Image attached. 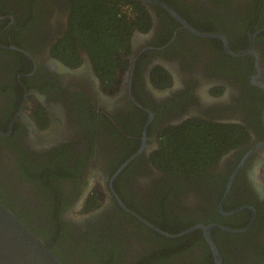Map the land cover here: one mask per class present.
<instances>
[{"label":"flooded vegetation","instance_id":"1","mask_svg":"<svg viewBox=\"0 0 264 264\" xmlns=\"http://www.w3.org/2000/svg\"><path fill=\"white\" fill-rule=\"evenodd\" d=\"M94 1L124 38L105 79L68 35L76 0H0V202L64 264H97L89 237L121 240L116 264L141 260L149 230L175 238L107 203L120 169L114 187L138 216L168 233L217 222L235 230H213L223 264H264V1ZM186 131L199 146L184 161L165 146ZM192 241L178 264L205 263Z\"/></svg>","mask_w":264,"mask_h":264},{"label":"trees","instance_id":"2","mask_svg":"<svg viewBox=\"0 0 264 264\" xmlns=\"http://www.w3.org/2000/svg\"><path fill=\"white\" fill-rule=\"evenodd\" d=\"M260 1L263 2L264 0ZM76 3L77 6H75V11L69 21L68 35L74 34L81 40L85 50L97 65V69H100V71L103 72V78L105 79L108 77V74H106V64L108 63L110 69L113 70L115 67V55L119 52V50H122L124 48V38L122 35V30L119 26L120 19L119 17H117L116 13H113L114 10H111V7H107L106 4H99L94 0H76ZM70 48V46H67L66 50ZM193 126L194 124H192V127ZM212 136L213 135L206 138V141L208 143L210 141L212 142ZM193 139L194 137L192 136L191 132H182V137H179L177 139L173 138L171 140L174 146H165L166 150L173 152L172 148L174 147L173 149L182 151V159L186 161L188 155L192 152L193 147L198 149L199 146V139L197 137L194 140ZM193 141H195V143H193ZM175 145H183V147H175ZM205 146L208 147V144H206ZM175 157L176 160L173 161V166L176 168V170L180 168L181 173L187 171L191 172L190 166H192V162H188L187 164L185 163V165H182V162H178V154L175 155ZM169 226L171 228L168 231H170V233L172 234L178 233L187 228L184 227L175 229L174 226ZM54 232L56 239H64L65 232L61 227H54ZM148 232L149 238L144 241L150 244H156L157 246L154 249H151V252H146L145 254L147 255H144L141 260L135 261V259L133 258L127 259L125 261V264H151V262L156 264L158 262L162 264H178V258L184 256L188 252L194 253L196 251L195 249L198 242L192 241L193 238H198V241L201 242V247L205 249V255L203 258L205 263L201 261V264H213L212 256L207 244L201 236L198 237L197 235H195V233L200 234V232L198 231L175 239H166L151 230H149ZM89 235H91V233ZM89 238L90 239L86 242V244H92L89 246L88 254H90L92 257H95L97 264H116L119 253L126 252H122L123 244L121 243V240L116 239L115 237L109 236L106 241H101L99 239L91 237ZM161 243H163L162 250H160L162 247L159 248L158 246V244ZM57 254L58 256H60L61 252L58 251L56 255ZM184 264L200 263L186 258Z\"/></svg>","mask_w":264,"mask_h":264},{"label":"water","instance_id":"3","mask_svg":"<svg viewBox=\"0 0 264 264\" xmlns=\"http://www.w3.org/2000/svg\"><path fill=\"white\" fill-rule=\"evenodd\" d=\"M155 1V0H154ZM157 2V1H155ZM181 24L193 31L198 33L193 27H191L185 20L179 18ZM255 51V50H254ZM262 74V72H261ZM252 83H258L257 76L252 78ZM66 135V132L62 131L61 136ZM59 141V140H58ZM120 169L115 172L108 183V191L106 194L107 203L111 194L118 201V205L125 211L137 217L145 225L156 231L157 233L164 235L167 238H179L186 235L187 233L194 232L195 230H201L202 235L205 238L209 250L213 257L214 264H223V258L218 245L216 244L212 233L213 230H227L235 231L229 227H225L217 222H211L208 224L199 223L188 229L182 230L178 233L171 234L162 231L160 228L154 226L146 219L137 215L133 210L128 209L121 199L119 198L116 189L114 187L113 180L116 177ZM261 186V185H260ZM257 185L258 191L264 190L263 187ZM87 188H83L81 194L78 197V201L83 202L87 198ZM105 198V196H103ZM102 208V207H101ZM251 209V208H248ZM253 210V209H251ZM99 213V212H97ZM91 216L85 215L83 219L88 220ZM0 264H64L61 259L50 249V247L32 232L10 209L0 202Z\"/></svg>","mask_w":264,"mask_h":264}]
</instances>
